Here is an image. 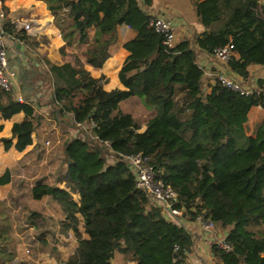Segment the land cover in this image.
I'll use <instances>...</instances> for the list:
<instances>
[{
  "label": "trees",
  "instance_id": "trees-1",
  "mask_svg": "<svg viewBox=\"0 0 264 264\" xmlns=\"http://www.w3.org/2000/svg\"><path fill=\"white\" fill-rule=\"evenodd\" d=\"M40 1L65 43L62 57L82 46V59L75 57L74 64L46 61L53 102L59 104V116L72 115V126L95 124L91 134L96 138L65 140L59 150L65 173L53 184L36 182L30 190L34 201L46 198L58 206L61 233L71 231L76 239L73 253L57 264H112L116 252L136 264H186L192 236L167 220L162 208L136 187L125 160L135 154L148 156L156 178L175 191V207L192 220L202 214L229 228L225 241L231 249L211 248L218 264H264V125L255 137L244 129L250 109L264 108V93L242 96L215 78L211 92L203 95V70L196 61L198 50L212 55L231 43L238 56L228 63L231 72L245 79L249 65H264V4L191 0L205 31L193 43L182 41L170 48L142 7L151 0ZM118 26L130 28L134 37L124 43L129 54L118 72L124 89L106 91L105 77H93L85 66L102 68L117 41ZM5 32L13 40H28L9 21ZM126 102L142 105L147 111L142 121ZM19 112L27 120L15 123L12 136L1 139L6 150L13 146L22 152L32 144L38 116L31 103H19L0 89V118L9 120ZM104 142L108 145H100ZM109 149L112 163L102 155ZM10 181L6 170L0 186ZM6 212L0 202V264L15 255L14 247L7 248L11 223ZM27 220L37 232L39 251L53 255L47 236L55 232L47 227L46 217L29 210Z\"/></svg>",
  "mask_w": 264,
  "mask_h": 264
},
{
  "label": "crops",
  "instance_id": "crops-1",
  "mask_svg": "<svg viewBox=\"0 0 264 264\" xmlns=\"http://www.w3.org/2000/svg\"><path fill=\"white\" fill-rule=\"evenodd\" d=\"M142 7L149 15H151V17L163 15L170 19L174 26L176 44L182 41L193 43L194 38L205 31L204 26L198 21L191 0H151L150 5ZM4 8L6 21H19L20 23L30 24L29 31L22 29V27L17 28L25 32L28 40L11 39L7 41L8 69L15 72L17 80L19 77L18 72L20 71V65L29 72L28 78L32 80L34 84V91L22 94V88L18 82L15 93L31 103L34 106L35 114L38 116V118L34 120L32 144L22 152L16 151L13 146L6 150L1 139L10 138L12 136V128L15 123H21L27 120L24 113L19 112L9 120H3L0 118V126H2V130L0 131V176L3 175L6 170H9L11 175L10 183L5 186H0V202H2L6 209V206L8 207L5 202L6 195L16 187L14 183L18 180V177H21L26 181L30 180L32 182L53 184L56 176L64 174L66 171V165L59 162V150L62 143L65 140L80 138L81 136L88 134L87 131L89 128L88 124L72 126L71 124L73 121L70 113L64 115V117L59 116V104L53 102L54 89L51 83V78L47 73L48 70L46 66V61L55 65H59L63 63V61H68L74 64L75 57L79 60L82 59V46L68 49V56L65 58L62 57L60 49L65 43L62 40L53 16L49 13L47 5L43 1L4 0ZM88 33L91 38L94 34V29H90ZM133 37L134 32L130 28L126 26H118L117 41L111 48V56L105 61L102 68L100 70H94L89 66H85L93 77H99L100 75L105 77V80L102 82V88L104 90L111 91L114 89H124L118 80V72L123 61L129 54L124 49V43ZM17 44L23 47V55H21V49L17 47ZM193 46L198 50L196 44H193ZM234 57L237 58V54ZM196 61L203 70L201 86L203 95H207L211 92L217 74L222 72L227 73L228 76L239 81L242 86L251 90L258 89L264 83V65H249L247 69L248 75L244 79L231 72L228 66L215 59L211 54L198 50ZM31 70H34L35 76L31 74ZM124 104L130 106L131 109L133 108L135 113H139L142 109L141 104L138 107L137 105L132 107L129 102ZM261 117L262 113L257 107H252L250 109L244 123L245 133L248 136L253 135L257 131L259 124L261 123ZM145 129L146 127L143 125L140 131L142 132ZM15 141L16 139L13 138L12 143H15ZM55 149H57L56 152ZM42 152H46L44 156L41 155ZM40 155L43 157V160H40L39 162L38 156ZM22 158L24 161L31 158L38 159L34 163L35 166H32L31 163L29 169H22V174L18 175L16 169L22 167L20 165L21 163L19 164ZM41 163L44 164V169L43 167L40 168ZM53 163L54 166H52ZM26 171L27 173H25ZM20 181L18 182L19 184L22 183ZM26 181L25 183L23 182L20 184L21 187L19 186L18 190L17 200L19 199L20 194L24 196V199H22L24 200V203H21L20 211L26 209L27 211L36 210V212L45 211L46 213H49L50 209H58V206L55 205L53 201L51 202L46 198L40 201H34L30 195V190L33 186L32 182L28 183V185ZM75 198L77 199V196H75ZM43 203H45V209L41 205ZM57 214H59V212H57ZM163 215L167 220L172 221L170 218H167L164 213ZM59 219L56 220V227L53 231L55 232V238L65 237L59 229L57 223L59 222ZM80 223H82L81 218ZM180 224L192 236L193 240L191 250L187 254L185 263L218 264V259L212 255L211 248L213 245H218L221 241L225 240L229 228L215 225L210 231H205L200 221L192 220L190 216L186 214H184ZM80 232H82L81 225ZM67 234L72 235L73 233L69 231ZM82 236L85 238L84 233H82ZM74 244L75 249L77 245L75 237ZM111 263L136 264L134 261L126 259L123 255L117 252L114 254Z\"/></svg>",
  "mask_w": 264,
  "mask_h": 264
},
{
  "label": "built area",
  "instance_id": "built-area-1",
  "mask_svg": "<svg viewBox=\"0 0 264 264\" xmlns=\"http://www.w3.org/2000/svg\"><path fill=\"white\" fill-rule=\"evenodd\" d=\"M258 3L262 5L264 4V0H258ZM6 23L4 0H0V89L4 92L11 93L17 102L24 103L26 100L22 96L18 94L16 95L15 93L18 83L16 74L8 69L7 41L12 38H10L5 32ZM10 24L15 28L22 27V29L26 31L30 30L29 23L13 21L10 22ZM150 26L153 27L155 32L162 36L164 45L170 48L175 46V31L170 19L163 15L154 16L150 20ZM212 55L215 59L228 66V63L234 58L236 53L233 44L228 43L217 48ZM216 79L222 86H225L229 90L237 92L242 96H248L252 93H256L257 95L264 93V83L258 89L251 90L242 86L239 81L228 76L225 72L218 73ZM254 107H257V109L261 111L262 117L257 131L253 135H250L251 137H255L260 128L264 125V108L261 106ZM94 127L95 124H88V134L81 136L80 139H87L90 141L96 140V138L91 134V129ZM100 145L107 146L108 143L104 142L100 143ZM108 153L110 154V149L108 150ZM125 160L134 176L136 187L145 191L151 197L153 203L162 208V212L167 218H170L172 221L180 224L181 219L184 217V214H186L185 210L174 206L176 202L175 191L170 186L165 185L161 180L156 178L154 169L150 164L149 157L142 154H135L126 156ZM190 211L193 213L196 212L195 208H191ZM195 220L201 222L205 231H210L215 226L211 220L204 218L202 214L197 215ZM217 246L226 251L231 249L230 245L226 243L225 240L221 241Z\"/></svg>",
  "mask_w": 264,
  "mask_h": 264
},
{
  "label": "rangeland",
  "instance_id": "rangeland-1",
  "mask_svg": "<svg viewBox=\"0 0 264 264\" xmlns=\"http://www.w3.org/2000/svg\"><path fill=\"white\" fill-rule=\"evenodd\" d=\"M146 111L145 109H141L140 112L136 113L137 117L139 120L142 121L144 117L146 116ZM245 123V122H244ZM57 149H55L56 152ZM54 152V153H55ZM46 152H42L41 155L44 156ZM109 154V153H108ZM105 150L102 151V155L106 159L107 163H112L114 161L113 157L108 155ZM39 157V162L40 160H43L42 156ZM42 157V158H41ZM38 159V158H37ZM36 158H31L26 161L22 158L19 162V164L22 166L20 168L16 169V173L18 175L22 174V169H29V165L32 163V166H35L34 163L37 160ZM28 162V163H27ZM37 164V163H36ZM54 166V163L52 164ZM43 167L45 168L44 164L41 163L40 168ZM27 173V171L25 172ZM31 173V171H30ZM20 178V179H19ZM29 178V177H28ZM21 180V181H20ZM25 179L18 177V180L14 183L15 188L13 191L8 192V195H6V200L5 202L7 203L8 207L6 206V213L8 217V221L11 223V229H10V237L11 241L8 242L7 248L12 249L14 247L15 255L13 261L7 260L6 264H57V262L61 260H65L67 257H69L74 250V235H69V234H63L65 237H57L55 238L54 236H47V243L49 244V247H54L55 251L53 255L50 256L48 252H40L39 251V240L37 238V232L33 230V228L29 225L27 216L28 212L26 209H21V205L24 203L22 199H24V196L20 194L19 199L17 200L18 196V190L19 186L21 187L20 184H22ZM22 183H18V182ZM27 184L32 182V181H26ZM36 182L33 181L32 185L35 184ZM29 185V184H28ZM22 196V197H21ZM22 203V204H21ZM45 203L41 204L43 208L45 209L46 207L44 206ZM36 212V210H35ZM59 212L58 209L53 208L49 210V213H46L45 211H39L38 213L41 214V216L46 217L47 220V227L50 229V231H54L53 225L54 221L58 220L59 218H63V215L57 214ZM43 214V215H42ZM48 215L53 219L49 220L47 217ZM60 216V217H59ZM1 244V243H0ZM60 254V255H59ZM59 255V256H58Z\"/></svg>",
  "mask_w": 264,
  "mask_h": 264
},
{
  "label": "water",
  "instance_id": "water-1",
  "mask_svg": "<svg viewBox=\"0 0 264 264\" xmlns=\"http://www.w3.org/2000/svg\"><path fill=\"white\" fill-rule=\"evenodd\" d=\"M17 47L21 49V55L24 54V49L23 47H21L19 44H17ZM31 74H33V76H35V72L34 70L30 71ZM18 82L20 83V86L22 88V94H26L29 93L30 91H34V84L32 82V80H30L28 77L29 72L26 71L23 67H21L20 65V71L18 72ZM29 96V95H27ZM93 112L95 111V109L92 110Z\"/></svg>",
  "mask_w": 264,
  "mask_h": 264
}]
</instances>
